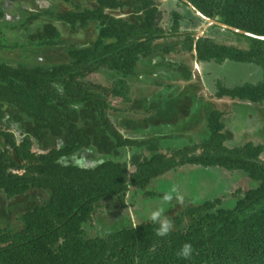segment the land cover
<instances>
[{
    "label": "trees",
    "instance_id": "16d2710c",
    "mask_svg": "<svg viewBox=\"0 0 264 264\" xmlns=\"http://www.w3.org/2000/svg\"><path fill=\"white\" fill-rule=\"evenodd\" d=\"M61 1L72 7L0 0V53L9 58L0 59V264H264V144L228 147L224 131L229 107L264 101V39L211 25L195 41V72L192 47L204 21L183 0L166 16L158 0ZM188 1L264 35V0ZM210 61L253 64L261 78L204 93L200 73ZM143 73L156 87L157 74L167 75L159 80L166 87L180 80L181 92L141 88ZM194 96L207 105L191 121ZM16 120L29 131L18 142L3 128ZM158 120L195 137L205 125L207 136L163 152L160 136L138 132ZM52 138L62 146L39 150ZM185 164L239 171L250 182L199 202L171 200L166 237L150 220L119 223L117 211L134 214L128 195L161 196L148 182ZM107 200L115 214L101 215L97 206ZM185 242L194 249L189 260L176 255Z\"/></svg>",
    "mask_w": 264,
    "mask_h": 264
},
{
    "label": "rangeland",
    "instance_id": "374dc122",
    "mask_svg": "<svg viewBox=\"0 0 264 264\" xmlns=\"http://www.w3.org/2000/svg\"><path fill=\"white\" fill-rule=\"evenodd\" d=\"M37 1L38 0H36V2ZM83 1L80 0V2ZM158 1L159 7L162 10L163 15L166 16L168 10L171 9L174 4L173 0ZM39 3L41 6L56 7L59 9L60 7L64 9L72 7L71 3H66L61 0H39ZM119 15L123 16L126 15V13H120ZM77 36L81 37L82 34L78 33ZM0 41H2V39H0ZM2 53H0V59L1 57L9 59L4 52ZM14 55L17 54L12 55L14 60H11V62L16 63L19 61V54L17 56ZM215 63V61H210L209 63H207L208 66L204 68L205 71L203 70L202 73H200V79L204 83V93H210L211 91L209 89H215L219 86V84H228L227 86H234L246 82L256 83L261 78L259 69H257V67L253 64L228 62L217 67ZM190 64L193 65V67L195 66V64L193 63V58L191 59ZM195 68L197 69L195 72L201 71V67L200 65H198V63L197 67L195 66ZM198 69H200V71ZM206 72H208V74ZM170 75H172V73ZM141 76V88L150 87L151 89H153L155 87L156 90H154L153 92L155 94H157V92L163 95L165 92H172V94H179V92H181L182 82L178 79V81L171 79L172 83H169L170 87H166L168 83L159 80L165 79V76L167 77V75L157 74V77L155 78L156 81L158 79L159 80L155 83L159 84V86L156 87L154 86V83L152 84L153 80L149 79L148 73H146L145 75L143 73L141 74ZM219 76H227V82L217 80V77ZM89 77L91 78V80L98 81L102 84H107V86L112 85L111 83L105 82V79L102 76H99L98 74H91ZM223 81H225V78L223 79ZM189 95L192 96L193 93L190 91ZM163 98L164 97H162V99ZM206 105L207 104L205 102L203 103L198 96H194L191 99L189 119H191L192 121L193 117L197 116L200 110H202L203 106L205 107ZM210 106L211 104L208 108H211ZM228 110H230L229 112L231 115H229L228 119L224 116V131L227 132V137L225 141L226 146L232 147L235 145L242 144L245 141L252 142L254 144H264V101L258 103L244 101L237 104L235 107H229ZM151 114L153 113L151 112ZM124 115H126V117H131L130 119H137L136 117H133L135 116V114L131 115L127 113ZM121 116H123V113L121 114ZM147 123L150 124L148 125L149 127L145 129H139L138 132L143 133L144 131H146V133H149L151 136H160L157 138V144L158 147H161L163 152H166L167 149H175L190 144L189 142L196 143L207 136L205 125L203 126L204 131L201 130L203 129L202 126L199 127L197 133L200 136L195 137L194 135H177V130H175V127L165 121L160 122L158 120V124H154L153 122L149 121ZM204 123L202 121L201 124L203 125ZM131 129L134 130L133 128ZM132 133L133 132H131V134ZM152 139H154V137ZM226 172L227 171L221 170L216 167L195 166L190 164L179 165L171 170L166 171L164 174L156 178H152L146 185V190H152L153 192L162 194L161 196L156 195L145 198L143 197L142 192L135 191L134 194L131 193L126 197V201L129 202L130 200V203L132 204V206H129L128 209L133 211L134 214H131L132 212H128L125 209H122L120 212L117 211V213L115 214L117 206H115L116 202H113L112 200L100 202L97 206V210L103 211L101 212V215H117V219L121 221L119 223H123V225L129 223L132 224L138 220L148 221V214L151 210L162 208L163 213H165L167 210L169 211L171 201L165 202L162 200V196L164 193H170L172 197H174V199L172 200H176V194L179 193L183 196V201L188 200V202H199L209 197L212 198L214 196L223 195L227 191L230 192L231 190L229 189L231 187V183L240 182V185H249L250 179H246L241 172H232L234 174ZM238 174H242L246 183L239 177ZM173 189H175V191H173ZM111 204H114V212H111L108 208V206Z\"/></svg>",
    "mask_w": 264,
    "mask_h": 264
},
{
    "label": "clouds",
    "instance_id": "9594fccd",
    "mask_svg": "<svg viewBox=\"0 0 264 264\" xmlns=\"http://www.w3.org/2000/svg\"><path fill=\"white\" fill-rule=\"evenodd\" d=\"M197 62V61H196ZM73 107H76V105H73ZM82 160L85 159L84 155H80ZM175 191V189H173ZM176 200L180 203L183 202V196L179 193L176 194ZM173 199L172 195L170 193H164L162 196V200L167 202L171 201ZM148 219L153 223L156 224V235L159 237H166L168 236L174 228L173 222L169 220L166 216L163 215V209L157 208L155 210H151L148 214ZM193 245L190 242L183 243L178 251L176 252V255L180 258H183L185 260L191 259L193 255Z\"/></svg>",
    "mask_w": 264,
    "mask_h": 264
},
{
    "label": "water",
    "instance_id": "95a60500",
    "mask_svg": "<svg viewBox=\"0 0 264 264\" xmlns=\"http://www.w3.org/2000/svg\"><path fill=\"white\" fill-rule=\"evenodd\" d=\"M183 1L186 2L193 9V11L196 13V15H198L204 21V23L202 24V27L200 29H197V31H196L194 43H193V47H192V53L194 55L193 56V63L195 64L196 67H197V62H196V56H195V41L197 40V38H199L200 36L203 35L204 30L208 26L216 25V26L221 27L222 29H229V30H232V31H235V32L247 35V36L264 39V35L254 34V33H251V32H248V31H245V30H242V29L230 26V25H227V24L222 23L216 19L209 18V17L205 16L203 13H201L198 9H196L188 0H183ZM87 160L88 159L85 158L84 160H80V161L86 163ZM75 161H78V160H75Z\"/></svg>",
    "mask_w": 264,
    "mask_h": 264
},
{
    "label": "flooded vegetation",
    "instance_id": "af4514ba",
    "mask_svg": "<svg viewBox=\"0 0 264 264\" xmlns=\"http://www.w3.org/2000/svg\"><path fill=\"white\" fill-rule=\"evenodd\" d=\"M36 1V0H35ZM39 1V0H38ZM9 16V15H8ZM7 16V17H8ZM202 27V26H201ZM200 27V28H201ZM209 27V26H208ZM207 27V28H208ZM199 28V29H200ZM207 28L205 29V30H207ZM204 30V31H205ZM195 68V67H194ZM5 125H7V126H5ZM18 125H19V122L16 120V121H9V124H8V122L6 123V124H4V127L3 128H5V130H7V131H11V132H13V135H14V138L16 139V141L18 142V141H20L24 136H26V133H28L29 134V131L27 130V129H25V128H22L20 125H19V127H18ZM122 129H120V131H121ZM46 137H48V136H46ZM54 139L52 138L51 139V142H49V143H46L45 141L44 142H42V146H44L43 148H40L39 150H41V149H44L45 148V151H48V150H50V149H52L53 147H54V145L57 147V149L58 148H60L61 146H62V141L61 140H59V141H53ZM39 145V144H38ZM36 153L38 152L36 149L37 148H32ZM85 153H87V150H85L84 151ZM83 152V153H84ZM81 155V154H80ZM14 171H16L17 169H13ZM19 171H21V169H18Z\"/></svg>",
    "mask_w": 264,
    "mask_h": 264
}]
</instances>
